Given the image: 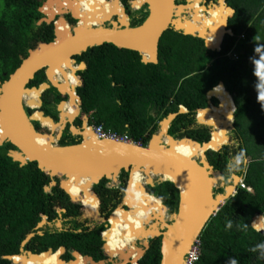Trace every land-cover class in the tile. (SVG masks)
Returning <instances> with one entry per match:
<instances>
[{
    "label": "trees",
    "instance_id": "obj_1",
    "mask_svg": "<svg viewBox=\"0 0 264 264\" xmlns=\"http://www.w3.org/2000/svg\"><path fill=\"white\" fill-rule=\"evenodd\" d=\"M0 1L3 2L0 4V83H3L20 66L36 42L53 41L54 32L51 25L40 23L44 18L40 8L46 0ZM84 3L82 9L86 11ZM227 4L235 10L234 16L229 20V29L233 31V35H226L220 52L208 50L203 39L169 29L159 42L158 64H144L136 51L104 44L76 57L78 62H86L87 69L79 73L84 80L83 85L78 74L75 80L79 86L77 94L82 100L83 114H90V124L126 134L143 146L159 131V122L169 114L177 113L180 106L188 109L189 113L179 115L173 121L170 134L180 139L187 136L188 133L183 130L195 122L197 109L208 107L206 94L215 87L210 96L217 97L222 105L221 110L215 112L217 130L218 126L226 123L222 116L223 110H235L236 105L233 136L238 142L237 174L244 177L246 186L251 187L253 192L238 189L235 196L209 221L199 238L201 257L198 264H230V261L235 264H264V232L252 227L256 215H264V0H227ZM134 5L136 9L139 8L137 3ZM126 6L132 17L131 26H140L147 18L148 11L140 9L132 12L129 5ZM87 11L91 15L94 11L101 21L119 13L114 4L98 0H92ZM77 12L83 16L88 14L80 10ZM75 15L81 19L79 15ZM82 24L86 25L84 21ZM56 27L59 34H69V26L61 18L56 22ZM208 43L211 47L218 45L210 40ZM233 54L237 56L236 59L232 58ZM54 71L52 78L60 82L56 69ZM45 82L47 78L43 70L37 73L29 87H38ZM220 82L224 83L230 94L223 86H219ZM62 83L64 85L65 76ZM52 93L60 95L54 88L46 91L45 95ZM35 94L37 95L35 91L26 93L25 99L33 100L31 107L36 99ZM230 95L234 103L230 100ZM60 100L59 98L56 104ZM37 104L38 98L35 107ZM49 104L52 105L51 102ZM70 105L68 102V107ZM52 108L53 111L47 110L46 115L56 116V106ZM214 110L219 109L214 107ZM229 114L231 113L226 112V117ZM200 116L201 121L213 124L207 113ZM35 117L47 128H40V124L36 123V129L41 130L40 135L44 139H49V130L52 129L55 133V126L42 119L38 113H35ZM214 132L215 129L212 139ZM208 140L209 135L205 131L202 141ZM226 140V136L216 133L214 144L223 146ZM75 143L76 139L69 131L60 141L61 146ZM178 146L189 148L183 144ZM10 150L16 149L9 142L0 146V264H13L5 257L21 254L22 242L31 233L36 234L25 250L35 254L49 249L57 251L68 241L74 244L87 243L88 245H79L77 248L86 255L98 252L103 244L101 234L106 230L104 225L91 232L48 230L42 236L37 234L36 228L44 216L49 223L55 224L61 217L59 210H66L62 213L63 219L79 217L81 212L94 219L98 217L101 202L100 213L107 217L111 223L110 228L116 227V239L124 245L133 235L130 233L137 228L132 223L137 221L136 217L147 221L152 211L164 212L163 204L168 208L169 214L178 212L180 190L171 181L147 187L150 195L145 192L144 186L140 191L138 188L140 199L137 200L132 193L138 184H143L141 180L132 188V195L125 200L131 210L117 209L123 201L129 179V173L125 171L120 174V184L115 188H108L109 181L106 179L94 186L99 195L91 191L89 194L80 192L71 196L68 191L70 179L63 178L64 189L75 204L59 185L46 193L44 188L51 184L52 179L38 168L36 162H29L25 166L14 162L8 155ZM209 156L215 170L222 172L224 176L231 175L229 164L234 154L229 146H225L220 152L209 151ZM247 158H251V162L247 163ZM85 182L91 188L93 181ZM71 189L73 190L72 187ZM75 189L88 191L80 181ZM114 210L115 217L112 213ZM140 213L144 214L143 217ZM73 227L79 229L82 225L74 221ZM110 228L104 233L103 247L113 257L114 250L118 253L122 244L112 246ZM68 237L71 239L68 240ZM122 248L119 257L124 260L129 254ZM160 249L161 239L152 240V246L140 264H160ZM62 253L59 250L54 254L58 256L60 263L65 264L61 258ZM23 256L15 257L14 261L22 263ZM101 258L99 256L98 259ZM40 259L43 264L56 262L55 257L46 254L40 256Z\"/></svg>",
    "mask_w": 264,
    "mask_h": 264
},
{
    "label": "water",
    "instance_id": "obj_2",
    "mask_svg": "<svg viewBox=\"0 0 264 264\" xmlns=\"http://www.w3.org/2000/svg\"><path fill=\"white\" fill-rule=\"evenodd\" d=\"M49 1L53 2L57 0ZM136 1L137 0H133L131 2L132 8L135 10L138 9H136L134 5ZM205 1L206 0H200V5ZM143 2L144 3L139 8L147 6L148 16L140 26L131 27L128 21L129 16L122 7L123 19H125L124 23L119 17L118 22L113 20L117 17V15H113L105 19L101 24L88 28H83L80 24L73 28L69 27V34H65L66 32L59 34L56 29L53 41L36 42L35 47L29 50L28 56L24 58L20 66L9 75L8 80L0 83V146L9 142L15 147L16 150H10L8 155L14 162L20 163L21 166H25L29 162L37 163L38 168L52 179L51 184L44 188L46 193H50L52 187L59 185V187L69 195L64 189L62 182L63 178L67 179L69 174L85 175L92 179L93 182L90 189L92 190L95 185H99L104 179L109 181L111 187H115L116 184L120 182L119 177L122 171L129 173L123 201L117 208H123L126 211L130 210V205L126 204L125 200L128 196L132 173H134L135 170L139 171L143 177H146L143 188L148 194L147 187H154L156 184L164 181L173 182L180 190L178 212L170 214L173 220L171 223H167L162 217L159 219L155 218L156 223L153 224L152 229H147L145 227L142 233L143 236H137L136 240H144L145 247L149 248L147 239L161 237L160 264H184L187 251L191 248L192 244L200 238L209 221L217 214L221 207L234 196L241 177L233 175L232 178L234 183L230 186H226L223 193L216 194V185L219 180L223 181L224 177L222 173L215 170L214 166L207 160V152L210 151V149L206 150L203 154L199 151L198 155L194 158L185 157L174 150L173 145L178 142H191L193 145L199 147L200 150L210 142L200 143L189 137L176 139L169 134V127L172 122L179 115L187 113L186 109L182 106L177 113H171L161 121L159 132L152 136L146 146L138 145L134 142L125 143L109 139L98 140L97 138L95 141L93 140V143L92 139H94V137L90 136L86 138L84 134L88 129L89 120L87 115L83 114L82 100L77 94V88L79 86L75 87L74 90L68 91L62 83L52 78V73L55 69H62V66L68 65L76 68L75 65L78 63L76 57L81 56L91 48L104 44H112L119 49L136 51L141 55L144 64H158L159 42L163 34L169 29L181 32L186 36H194L203 39L208 50L217 52L221 51L226 35H233V31L229 29V20L234 16L235 10L228 6L227 0H223V5L220 4V0H216L213 6H209V8L204 7L206 11H209L219 6L221 15L217 25L211 29H203L198 32H192L190 29L183 28V23L180 19L181 13L187 11L190 2L186 1V4H178L176 0H145ZM40 12L47 16L40 23L45 22L50 24L58 15L50 16L46 11H43L42 8ZM225 12L228 13L226 14ZM66 13L69 12L67 10L61 11L60 15H65ZM71 14L74 18L78 19L73 13ZM194 17L195 15H193L191 19H194ZM61 20L63 23H67L64 18H61ZM184 20L190 21L189 19ZM107 23H110L112 28L105 27ZM211 36H215L219 39L216 47H211L208 43V38ZM78 65V69L76 70L77 74L79 71L87 69V65L84 62ZM43 70L45 71L47 82L42 83L38 87H29L37 73ZM67 70L64 71L66 72ZM79 76L83 85L84 80L80 74ZM220 84L225 88L223 82H220L219 85ZM51 88L56 89L63 97L68 96L69 101L73 100V102H76L77 100V107H79V109L77 108L78 115L72 120L68 118L69 120L63 127H58L59 130L57 134L51 129L48 144L40 145L37 143V137H41V131L36 129L34 122L40 124H42V122L35 117V113H38L42 119L47 120L53 126L60 125L62 123V107L63 104L67 102L62 101L58 105L60 119L56 122L51 116H47L45 112L41 110L28 115L25 107L34 109L30 106L33 100H26L24 94L35 91L38 95V104L35 108L39 109L43 105L41 99L43 94ZM213 90H210L208 95ZM207 109H199L197 113ZM78 117L84 121L81 130L74 126V122ZM20 118L21 121L23 118V123L27 124L32 135L23 127L22 122H19ZM68 123L71 125L70 131L72 135L80 137L81 141L66 146L58 145L57 142L61 140L62 133L66 129ZM198 123L209 126L201 123L199 119ZM93 135L96 137L94 132ZM226 138L227 141L230 142V138L227 135ZM223 146L218 151L213 149L211 151L220 152ZM154 176L159 177V180L156 181ZM221 186H224V184L222 183ZM70 198L72 202L75 203L71 196ZM185 202L190 203V213L187 218L182 219L179 223L178 218L180 217ZM163 208L165 215L169 210L164 204ZM65 212L66 210H61L60 216ZM257 216H262V214L258 213L256 217ZM157 221L161 223L159 222L160 224L158 225ZM46 224H48V221L47 217L44 216L43 221L36 229L43 228ZM56 226L62 228L63 224L62 222H58ZM252 227L260 232H264V229L261 230L254 227L253 223ZM39 234L42 235L41 232H39ZM145 235L149 236L146 238ZM34 236L35 233H31L23 241L21 254L6 256L5 259L11 261L13 264H25L15 262L14 258L20 255H25L27 258L30 255L32 257H40L44 254L56 253L52 249L43 252L41 255L25 251V245ZM60 251L63 252L64 248L61 247ZM140 252L141 257L144 252ZM138 259L139 257L133 262L138 264ZM128 262L129 260L123 264H128ZM98 264H105V262H99Z\"/></svg>",
    "mask_w": 264,
    "mask_h": 264
},
{
    "label": "flooded vegetation",
    "instance_id": "obj_3",
    "mask_svg": "<svg viewBox=\"0 0 264 264\" xmlns=\"http://www.w3.org/2000/svg\"><path fill=\"white\" fill-rule=\"evenodd\" d=\"M98 1H100V0H98ZM108 2V3H110V4H114L112 1L113 0H103V2ZM127 1V2H126ZM133 0H120L119 1V3H120V5L125 9V12L128 14V16H129V22H130V25L132 24V17H131V15H130V13H129V11L127 10L128 8H127V4L129 5V7H130V9L132 10V12H134V10L135 9H133L132 8V2ZM194 1H196V3L198 4V2L200 1V0H194ZM84 1H80L79 0V5H78V7H76V9L74 10V13L75 14H77V15H79L80 17H81V21L83 22L84 21V23L85 24H88L89 23V17L91 16V15H89V14H86V16H83V15H81L79 12H77V11H81V10H83L82 9V3H83ZM176 2H180V0H176ZM215 2H216V0H215ZM136 3H137V1H136ZM195 3V4H196ZM44 4V3H43ZM197 4H196V6H197ZM115 5V4H114ZM137 5H138V3H137ZM43 6V5H42ZM72 6H73V4H72ZM116 6V5H115ZM117 7V6H116ZM198 8V7H197ZM41 9V8H40ZM140 9H144V11H147V6H144L143 8H140ZM84 11V10H83ZM85 13H86V11H84ZM88 13V12H87ZM44 15V14H43ZM64 16V18H65V20H66V22H67V25L70 27V28H73V27H75V26H77L79 23H80V21H79V19H76V18H74L73 16H72V14H71V11L69 12V13H66L65 15H63ZM44 17H47V16H45L44 15ZM118 17L119 16H117V17H115L113 20H115V21H117L118 22ZM60 16L59 15H57L56 17H55V19L50 23V24H48V25H51L52 27H53V32H54V37H55V30L57 29V27H56V22L58 21V20H60ZM120 18V17H119ZM105 27H108V28H112V26L110 25V23H107L106 25H105ZM132 27V26H131ZM54 40V39H53ZM78 62V61H77ZM81 62H78L77 64H80ZM84 63H86V62H84ZM87 65V64H86ZM83 71H85V70H83ZM82 70L81 71H79L78 72V75H79V73L80 72H83ZM76 79V78H75ZM76 81V80H75ZM226 89V88H225ZM226 91H227V89H226ZM209 92V91H208ZM208 92H207V94H206V99H207V103H208V108H210V109H212L213 110V107H219V106H221V102H220V100L217 98V97H215V96H209L208 95ZM228 92V91H227ZM46 93V92H45ZM45 93L43 94V96H42V102H43V105H42V107L41 108H39V110H41V111H44L45 112V114H46V111L48 110V111H53L52 109V107H54V106H56V116H53V115H51V117L56 121V122H58L59 121V119H60V112L58 111V105L62 102V101H66V102H69V97L68 96H66V97H63L62 95H57V94H50V95H48V96H46L45 95ZM61 99L59 102H58V104H56V102H57V100L58 99ZM234 101V100H233ZM49 102H51V104L52 105H50L49 104ZM181 107V106H180ZM52 108V109H51ZM25 110H26V112H27V114L28 115H30L31 113H33V112H36V111H34L35 109H30L29 107H25ZM197 110H199V109H197ZM197 110L195 111V122L194 123H192L187 129H184L183 131L184 132H187L188 133V135L187 136H185V137H189V138H191V139H193V140H196V141H198V142H200V143H203L204 141H202L204 138H205V131H206V133H207V135H209V140L207 141V142H209V141H211V139H212V133H213V130H214V127H211V126H204V125H201V124H199L198 123V119H199V117H198V113H197ZM236 111V110H235ZM189 113V110L187 109V113L186 114H188ZM234 115H235V112H234ZM228 116H231L232 118H233V116H232V114H229ZM228 116L226 117V115H225V118H228ZM88 120H89V122H90V119H89V117H88ZM225 122L226 123H223V125H221L220 127H221V129H222V131L223 132H227V130L226 131H224V127L225 128H227L226 126L227 125H230L231 124V122H229L227 119L225 120ZM37 122H34V126H35V124H36ZM160 123H161V121L159 122V130H160ZM173 123V122H172ZM40 124V123H39ZM90 124V123H89ZM88 124V125H89ZM83 125H84V121H83V119H81L80 117H78L76 120H75V122H74V126L77 128V129H82V127H83ZM91 125V124H90ZM70 124L68 123L67 125H66V129L63 131V133H62V137H61V140H62V138L67 134V131H69L70 133H71V131H70ZM171 126H172V124L170 125V127H169V134H170V130H171ZM40 128H41V124H40ZM71 135H72V133H71ZM171 135V134H170ZM172 136V135H171ZM72 137H74L75 139H76V143H77V141H81V139H80V137H76V136H73L72 135ZM172 137H174V138H176V139H179V138H177L176 136H172ZM229 138H230V142L229 143H231L232 142V140L234 139V136L233 137H231L230 135H229ZM233 138V139H232ZM235 140V139H234ZM234 142V141H233ZM225 147V146H224ZM223 147V148H224ZM230 147V150L232 151V153L234 154V156H233V158L231 159V163L229 164V168H230V170L232 171V172H234L233 174H231L230 175V177H226V176H224L223 174H222V176L224 177V180L222 181V183L224 184V186H221L220 188H222V190H223V192L225 191L224 189H225V187L226 186H230V185H232L233 183H234V180H233V178H232V176L233 175H238L237 173H238V167H237V164H238V160H237V155L239 154V152H238V144L236 143V142H234V143H232V145H230L229 146ZM222 148V149H223ZM221 149V150H222ZM220 150V151H221ZM210 151H211V149H210ZM195 155H193V157H194ZM207 160L210 162V156H209V152H207ZM212 165V164H211ZM222 173V172H221ZM239 176V175H238ZM229 179H232V181H231V184H230V182H229ZM221 183V184H222ZM72 188H73V185L71 186ZM107 187L108 188H115V187H117V186H115V187H111V185H110V183H108L107 184ZM93 191H94V193L96 194V195H99V194H97L96 192H95V190L93 189ZM124 195H125V193H124ZM131 210V209H130ZM115 212V210L112 212V213H114ZM111 213V214H112ZM169 214V213H168ZM113 217H115V213L113 214ZM107 217H103V215L100 213V210L98 211V218H94V219H91V218H89V217H86V216H84V214H83V212H81V215L79 216V217H75V218H72V217H69V218H62V216H61V219L63 220V226H62V228H58V227H56L55 225H50L49 224V222H48V224H46L43 228H40V229H42V231L40 230V229H38L37 230V234L38 235H40L39 234V232H41L42 233V235H44L45 234V232L46 231H48V230H50L51 232H55V231H59V232H62V231H64V232H68V233H73V232H77V233H81V232H91V231H93V230H95V229H97L99 226H101V225H104L105 226V228H107V229H109L110 228V226H111V224H110V222L108 221V219H106ZM103 219V221L104 220H106V222H103V223H98L99 221H101ZM97 220V221H96ZM150 220V219H149ZM149 220H147V221H149ZM74 221H77L79 224H81L82 225V227L81 228H79V229H75L74 227H73V222ZM141 221H144V220H141ZM139 222V221H138ZM146 222V221H145ZM105 223H107V224H105ZM108 225V226H107ZM107 229H106V231H107ZM115 229H116V227L114 228V227H112V228H110V232H111V234H112V236H113V239H114V236H115V233H114V231H115ZM76 230V231H75ZM137 232V228H135V231L133 232V233H130V234H134V233H136ZM36 234V233H35ZM103 234V233H102ZM102 234H101V238H102ZM41 235V236H42ZM116 238V237H115ZM69 239H71L70 237H68V240ZM156 239H162L161 237H158V238H156ZM102 240H103V244H105V240H104V236H103V238H102ZM152 240H154V239H147V242L149 243V248H147V247H145V245L144 244H142L141 243V240L139 239V240H136L135 242H136V244H135V246H134V248L135 249H139V247H140V244H141V248H140V250H142L143 252H144V254H143V256H141V257H139V259H138V264H140V262H141V260L145 257V255L147 254V252L150 250V248H151V246H152ZM31 241V240H30ZM29 241V242H30ZM28 242V243H29ZM23 243V242H22ZM28 243L25 245V247H24V249L26 248V246L28 245ZM103 244L99 247V249L97 250L98 252H95L93 255H86V254H84L83 252H81V251H79L77 248H78V246L80 245V246H84V245H88L87 243H85V242H83V244H74V243H72V242H67L66 243V245L65 246H62L63 248H64V251H63V253H62V255H61V258H62V260L65 262V264H73V263H75V264H98L99 262H105V264H114V262L111 260L112 258L113 259H116L117 260V258L119 259V260H121V258L119 257L121 254H122V247H121V249L119 248V252L118 253H116V251L114 250V255H113V257L111 258V256L110 255H108L105 251H104V247H103ZM119 244H122V245H124L123 243H119ZM133 246L132 245H129V248H132ZM125 248V247H124ZM21 249H22V245H21ZM21 249H20V253H21ZM61 249V247L57 250V251H59ZM26 251V250H25ZM48 251V250H47ZM57 251H54V252H57ZM33 254H35V253H33ZM41 254H43V253H41ZM41 254H38V255H41ZM118 254H120L119 256H118ZM128 254H129V262H128V264H135L134 262H133V260L136 258L135 256H137L138 255V252L133 256L132 254H130V251L128 252ZM54 255H56V254H54ZM78 256L80 257V259L78 260ZM99 256L101 257L102 256V258L101 259H98L99 258ZM111 258V259H110ZM118 261V260H117ZM57 264H61L59 261H57Z\"/></svg>",
    "mask_w": 264,
    "mask_h": 264
},
{
    "label": "bare ground",
    "instance_id": "obj_4",
    "mask_svg": "<svg viewBox=\"0 0 264 264\" xmlns=\"http://www.w3.org/2000/svg\"><path fill=\"white\" fill-rule=\"evenodd\" d=\"M80 1H84L85 2V0H80ZM143 1H145V0H137V3H138V5L139 6H141L144 2ZM116 6H117V8H118V10H119V13H118V16L120 17V19H121V21L124 23L125 22V19H123L124 18V16H123V10L121 9L122 7H120L118 4H120L119 3V1L118 0H114V1H112ZM200 2V1H199ZM196 1H194V0H191V3H190V5L187 7V10L190 12V13H193V15H195L196 16V14H199V13H197L196 11H194L193 12V10H192V6L193 5H195L196 6ZM56 6H55V5ZM220 4L221 5H223V0H220ZM89 6H90V4H89ZM88 6V7H89ZM197 6H199L200 7V4H197ZM76 7L77 6H75V5H73L72 6V3H71V0H57V3H55V2H50L49 1V3L45 6V11H46V13L48 14V12H49V14L48 15H50V16H55L56 14H60L61 13V11H64V10H67L68 12H70L71 11V13H73L74 15H75V13H74V10L76 9ZM198 7V8H199ZM203 8V7H202ZM204 10H205V8H204ZM73 11V12H72ZM81 12H84L83 10H81ZM88 12V11H87ZM86 12V13H87ZM210 12H212L213 14H215L214 16H207V15H200V16H198L199 18H197V17H194V18H197L196 19V22H198V23H201V24H199V27H196V28H192V32H198V31H202L203 29H204V27H205V25L208 27V28H206V29H211L212 27H214L215 25H217L218 23H219V18H220V15H221V9H220V7H215V10H214V8L213 9H211L210 10ZM226 14L228 13V12H225ZM88 14L89 15H91L89 12H88ZM192 15V16H193ZM76 16V15H75ZM77 17V16H76ZM185 19V18H184ZM105 19H103L102 21L98 18V16H96V14H95V12L93 11V15H91L90 16V19H89V23L88 24H86V25H83L82 23V21L81 20H79L80 21V25L82 24V27L84 28V27H86V28H88V27H91V26H95V25H97V24H101L103 21H104ZM184 24L185 25H189V22L188 21H184L183 22V26H184ZM198 26V25H197ZM183 28H185V27H183ZM123 32H125V31H123ZM208 40H210L211 42H213V43H218V41H219V39L217 38V37H215V36H211V37H209L208 38ZM68 69V70H67ZM64 70H67L66 72L64 71ZM56 71H57V73H58V77H59V80H60V83H62V79L63 78H61L60 79V76H59V69H56ZM63 71H64V76H65V83H64V85L63 86H65L66 87V89L69 91V90H74L75 89V87H77V83H76V81H75V78H76V76H77V73H76V68H74V67H72V66H63ZM55 72V71H54ZM53 74V73H52ZM63 84V83H62ZM219 86H223L222 84L221 85H219ZM224 87V86H223ZM32 92V91H31ZM26 94H24V98H26ZM35 96H36V99H35V102L37 101V95L35 94ZM209 96H210V94H209ZM230 97L232 98V96L230 95ZM233 103H234V101H233V99H230ZM35 102H34V104H33V107L35 108ZM70 102V106L68 107V102L66 103V104H63V107H62V111H63V114H62V123L60 124V125H56L55 126V129H56V131H58L59 129L57 128V127H63L66 123H67V121L69 120L68 118H70L71 120L75 117V115H78V109H79V107H77L78 106V104H77V100H76V102H73V100L72 101H69ZM33 107H31V108H33ZM216 107V106H215ZM78 108V109H77ZM217 109H219V110H214V107H213V110L212 109H207V110H202L200 113H199V116H200V114H203V113H208L207 115L209 116L210 114H212V113H215V112H218V111H220L221 109L220 108H222V105L220 106V107H216ZM186 109V108H185ZM235 110H236V105H235ZM186 111H187V109H186ZM226 112H229V110H223V112H222V116H223V118L225 119V113ZM230 113V112H229ZM198 116V117H199ZM200 120V122L201 123H204V124H206V125H209V126H213L214 127V129H215V132H214V135H213V139H212V142L210 143V144H207L205 147H203L201 150L199 149V147H197L196 145H193V144H190V143H187V142H178V143H175V145H173V148H174V150L176 151V152H178L179 154H181V155H183V156H185V157H190V158H194V157H196L197 155H198V153H199V151H200V153L201 154H203L206 150H208V149H213V150H215V151H218L222 146H215V144H214V138H215V134L216 133H218V134H220V135H225L224 134V132L223 131H219V130H217V128H216V124L215 123H213V124H211V123H206V122H203V121H201V116H200V118H199ZM228 121H230L231 123H232V120H233V118L231 117V116H228V118H226ZM19 122H22V125H23V127L24 128H26L27 130H28V132H29V134L30 135H32V132L28 129V127H27V124L25 123H23V118H22V121H21V118L19 119ZM218 129H220L219 128V126H218ZM1 134V133H0ZM87 137H90V136H93L94 137V139H92V142L94 143V141L96 140V137L93 135V131H92V129L90 128V129H87L86 130V132L84 133ZM85 136V137H86ZM0 137H1V135H0ZM48 140L49 139H44L42 136L41 137H37V143H39L40 145H47L48 144ZM94 140V141H93ZM179 144H183L184 146H186V147H189V148H187V153L185 154V153H182V152H179V151H177V149H179ZM193 155H195L194 157H193ZM135 172H139V171H137V170H135L134 171V173ZM135 174H133L132 173V177L134 176ZM132 177H131V182H130V188H129V191H128V196H130V195H132L133 194V196L135 197L136 196V193H137V191H138V188H139V191L142 189V187H143V185L145 184V180L143 179L144 177L142 176V183L143 184H141V185H139V186H137L136 187V189H135V192L134 193H130L131 192V190H132V185H133V181H132ZM68 178L70 179V184H69V187H68V191H69V193H70V195L71 196H76L78 193H80V192H82V193H84V194H89L92 190H90L91 188H89L88 187V185H87V183L85 182V181H89V180H91V181H93L92 179H90L89 177H87V176H85V175H74V174H69V176H68ZM75 181V182H74ZM78 181H80L81 183H82V185L84 186V188L85 189H87L88 191H86V190H80V191H77L76 189H75V187H76V185H77V183H78ZM74 182V184H73V190L71 189V185H72V183ZM127 198V197H126ZM152 199V198H151ZM155 201V200H154ZM126 203V202H125ZM131 209V208H130ZM152 214H151V216H150V220H152V219H155V218H160V217H162L163 218V216H164V213L165 212H160V211H152L151 212ZM189 213H190V203L189 202H185L184 204H183V208H182V210H181V214H180V217L178 218V222L180 223V221L182 220V219H184V218H187L188 217V215H189ZM133 214H134V212H133ZM167 216V215H166ZM136 220H137V222L139 221H141V219L139 218V217H136L135 218ZM150 221H141V223L143 224L142 226H140L139 228H138V230H137V232H136V234H134L133 236H132V240H133V242H132V245H133V247L132 248H130L129 249V251H130V254H132L133 256L138 252V255L137 256H135L136 258L133 260V261H135L138 257H140V251H142V250H140V249H135L134 248V242H135V240H136V238H137V236H140V235H142V233H143V231L145 230V224L146 223H149ZM253 225H254V227H256L257 229H264V216H257L255 219H254V221H253ZM150 232V231H149ZM148 232V233H149ZM147 234V233H146ZM143 236V235H142ZM147 236H149V235H145V237L147 238ZM145 237H143V238H145ZM197 241V240H196ZM195 243V242H194ZM136 244V243H135ZM129 245H131L128 241L125 243V246L126 247H129ZM193 245V244H192ZM190 250V249H189ZM188 250V251H189ZM188 251H187V253H188ZM186 253V254H187ZM46 255H48V256H51V257H55V259H56V262H55V264H57V261H59V258H58V256L57 255H54V254H46ZM26 256L24 255L22 258L24 259V262H22V263H25V264H43L42 263V261H41V259H40V257H32L31 255L30 256H28V258H25ZM103 263V262H102ZM125 263V262H124ZM62 264V263H61ZM73 264H75V263H73Z\"/></svg>",
    "mask_w": 264,
    "mask_h": 264
},
{
    "label": "rangeland",
    "instance_id": "obj_5",
    "mask_svg": "<svg viewBox=\"0 0 264 264\" xmlns=\"http://www.w3.org/2000/svg\"><path fill=\"white\" fill-rule=\"evenodd\" d=\"M114 1V0H113ZM186 1H188V2H190L191 3V0H180V2L182 3V4H186L187 2ZM50 2H52V1H50ZM53 2H55V3H57V1H53ZM49 3V0L47 1H45L44 2V4H43V6L41 7L42 8V10L43 11H45L44 9H45V6L47 5ZM71 3L73 4V5H75V6H77L78 7V5H79V0H71ZM0 4H3V2H1L0 1ZM198 4H200V2H198ZM213 4H215V0H206L204 3H202L201 5H200V7L199 6H195V5H193L192 6V10H193V12L194 11H196L197 13H199V14H196V16L195 17H197V18H199L198 16H200L201 14L202 15H207V16H214L215 14H213L212 12H210V10L209 11H206V10H204V7H207V8H209V6H213ZM55 5V4H54ZM57 5V4H56ZM55 5V6H56ZM140 7V6H139ZM197 7H199V8H197ZM203 7V8H202ZM217 7H219V6H217ZM138 10H140V8H138L137 10H134V11H138ZM214 10H215V8H214ZM73 12V11H72ZM48 14H49V12H48ZM61 18H64V16L63 15H60V14H58ZM118 15V14H117ZM192 15H193V13H190L188 10L186 11V12H183V13H181V15H180V19H181V21H182V23L184 22V21H186V20H184V18L185 19H189L190 21H189V25H185L184 24V26L183 27H185L186 29H190V30H192V28H196V27H199V24H201V23H198V22H196V19L197 18H194V19H191L192 18ZM46 17H44L43 19H45ZM43 19L41 20V21H43ZM65 19V18H64ZM198 25V26H197ZM206 28H208L206 25H205V27H204V29H206ZM79 65L78 64H76L75 65V67H76V70L78 69L77 67H78ZM59 76H60V79L61 78H63L64 77V71H63V68L62 69H59ZM78 89V88H77ZM34 108V107H33ZM208 108V107H207ZM207 108H205V109H207ZM226 108V107H225ZM224 108V109H225ZM35 110L34 111H39V109H37V108H34ZM229 112L232 114V116H233V114H234V112H235V110H229ZM208 114V113H207ZM75 116H77V115H75ZM90 116V114L89 115H87V117H89ZM209 118L212 120V122L213 123H215V118H216V116H215V113H212V114H210L209 115ZM225 120H226V118H225ZM230 122V121H229ZM90 122L88 121V124H89ZM90 125V124H89ZM221 125H223V124H221ZM220 125V126H221ZM234 121L232 120V123L230 124V125H227L226 127L227 128H224V131H226L227 130V132L226 133H224L225 135H223V136H228L229 137V135L231 136V137H233V131H234ZM90 126H93L92 124L90 125ZM220 126H219V128H220ZM41 127L42 128H45V127H43L42 126V124H41ZM45 129H47V128H45ZM49 130V129H48ZM219 131H220V129H218ZM41 131V130H40ZM49 131H51V130H49ZM57 132L58 131H55V134H57ZM159 132V131H158ZM157 132V133H158ZM157 133H155V134H157ZM233 139V138H232ZM61 141V140H60ZM60 141L59 142H57V144L59 145L60 144ZM236 142L237 144H238V142L236 141V140H232V142L231 143H229L227 140H226V142H225V144H224V146H230V145H232V143H234V142ZM78 142V141H77ZM55 144H56V142H55ZM223 146V147H224ZM209 152V151H208ZM246 161H247V163H249V162H251V158H247L246 159ZM137 172H135V173H133V174H136ZM139 174H140V176L142 175L140 172H138ZM234 172H232L231 174H233ZM235 174V173H234ZM226 177H230V176H226ZM244 178V177H243ZM144 180L146 179V177L144 176V178H143ZM154 179L157 181V180H159V177H157V176H154ZM242 179V178H241ZM120 181V180H119ZM231 181H232V179H229V182H230V184H231ZM120 183V182H119ZM119 183L118 184H116V186H118L119 185ZM221 183H222V181H218V184L216 185V187H217V190L215 191V193L216 194H221V193H223V190H222V188H220L221 187ZM138 185H141V184H138ZM96 186V185H95ZM144 186V185H143ZM93 189H94V187H93ZM93 189H92V192H94L93 191ZM238 189H239V185H237V188H236V192H235V194L237 193V191H238ZM124 192H125V190H124ZM95 194V193H94ZM235 194H234V196H235ZM100 204H101V202L99 203V210H100ZM58 212H61L60 210L58 211ZM115 213V212H114ZM167 215V216H166ZM262 216H264V215H262ZM98 218V217H97ZM96 219V218H95ZM163 219L167 222V223H171V221L173 220L172 219V216L170 215V214H168V213H166L164 216H163ZM97 221V220H96ZM150 222L149 223H146L145 224V227L147 228V229H152V226H153V224L154 223H156V220L155 219H152V220H149ZM58 222H62V224H63V220L61 219V217L60 218H58L56 221H55V224L54 223H50L51 225H55L56 226V223H58ZM103 222H106V220H104L103 221V219L101 220V221H99L98 223H103ZM160 221H157V224L159 225L160 223H159ZM105 224H107V223H105ZM139 224H140V226H142L143 224L141 223V221L139 222ZM57 227V226H56ZM107 229V228H106ZM40 230H42V229H40ZM108 230V229H107ZM137 230H138V228H137ZM135 231V230H134ZM258 231V230H257ZM106 232V230L103 232V234H102V238H103V236H104V233ZM111 233V232H110ZM134 234H136V233H134ZM133 234V235H134ZM132 235V236H133ZM132 236L128 239V242L132 245V242H133V240H132ZM136 241V240H135ZM135 243L136 242H134V246H135ZM141 243L142 244H144V240H141ZM133 246V245H132ZM121 247H125V249H126V253L128 254V252H129V247H126L125 245H122ZM121 247H120V249H121ZM141 248V244H140V247H139V249ZM120 254H118V256H119ZM26 258V257H25ZM28 258V257H27ZM112 258V257H111ZM110 258V259H111ZM29 259V258H28ZM113 262H114V264H123L124 262H126L127 260H129V257H126L125 256V259L124 260H119L118 258H117V260L116 259H111ZM22 262H24V259L22 258V260H21Z\"/></svg>",
    "mask_w": 264,
    "mask_h": 264
},
{
    "label": "built area",
    "instance_id": "obj_6",
    "mask_svg": "<svg viewBox=\"0 0 264 264\" xmlns=\"http://www.w3.org/2000/svg\"><path fill=\"white\" fill-rule=\"evenodd\" d=\"M233 59H236L237 56L235 54L232 55ZM88 129H92V131L94 132V134L96 135V138L98 140H113V141H118V142H125V143H130V142H134L128 135L126 134H119L113 130H107L105 129L103 126H87ZM138 145H142L140 142H134ZM239 189H246L249 192H253V189L251 187L246 186L245 182H244V178H242L239 182ZM200 257H201V242L200 239H198L197 241H195V243H193V245L191 246L190 250L188 251V253L185 256V262L184 264H198L200 261Z\"/></svg>",
    "mask_w": 264,
    "mask_h": 264
},
{
    "label": "clouds",
    "instance_id": "obj_7",
    "mask_svg": "<svg viewBox=\"0 0 264 264\" xmlns=\"http://www.w3.org/2000/svg\"><path fill=\"white\" fill-rule=\"evenodd\" d=\"M100 2L103 3V0H100ZM90 3H92V0H85V3L83 4V7H84V9H85L86 11L88 10V6H89ZM215 88H216V87H215ZM215 88H214V89H215ZM212 90H213V89H212ZM232 99H233V98H232ZM204 109H205V108H204ZM198 116H199V113H198ZM177 151L182 152V153H185V154L187 153V149H184V148H179V149H177ZM241 178H243V177H241ZM141 180H142V177L140 176V174H139V173H136V174L133 176V185H132V187L134 188L135 185H136V183H139ZM136 198H137V200L140 199V193H136ZM150 199H151V198H150ZM143 215H144L143 213H140V216H141V217H143ZM132 223L136 224V227H137V228L140 227V224H139L137 221H132ZM116 236H118V233L115 234L113 241H111V244H112L113 247H116V246L119 245V241L115 238ZM230 264H235V262H231V261H230Z\"/></svg>",
    "mask_w": 264,
    "mask_h": 264
},
{
    "label": "crops",
    "instance_id": "obj_8",
    "mask_svg": "<svg viewBox=\"0 0 264 264\" xmlns=\"http://www.w3.org/2000/svg\"><path fill=\"white\" fill-rule=\"evenodd\" d=\"M48 116V115H47Z\"/></svg>",
    "mask_w": 264,
    "mask_h": 264
}]
</instances>
